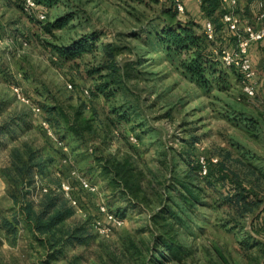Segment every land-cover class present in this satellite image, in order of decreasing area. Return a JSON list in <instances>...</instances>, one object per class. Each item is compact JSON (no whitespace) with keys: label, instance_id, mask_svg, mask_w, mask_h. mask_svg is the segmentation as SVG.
I'll return each mask as SVG.
<instances>
[{"label":"rangeland","instance_id":"rangeland-1","mask_svg":"<svg viewBox=\"0 0 264 264\" xmlns=\"http://www.w3.org/2000/svg\"><path fill=\"white\" fill-rule=\"evenodd\" d=\"M25 1L0 0V264H41L54 252L21 212L49 192L73 210L59 236L75 230L84 241L60 243L64 255L48 264H156L150 245L163 231L183 246L165 264H263L264 68L254 69V97L234 69L199 86L159 43L164 0H34L29 11ZM237 8L241 27H260ZM78 42L90 45L81 56L57 55ZM98 205L122 221L109 237L97 232Z\"/></svg>","mask_w":264,"mask_h":264},{"label":"trees","instance_id":"trees-1","mask_svg":"<svg viewBox=\"0 0 264 264\" xmlns=\"http://www.w3.org/2000/svg\"><path fill=\"white\" fill-rule=\"evenodd\" d=\"M37 1L40 3L49 2V0ZM126 1L136 3L147 2L152 4H159L160 0ZM164 1L168 2V8H166V10L161 11V14L164 17V27L162 31L159 32L157 35L161 47L169 58L179 57L182 59L179 63V69H181L182 73L186 74L192 80L196 81L199 86L208 85V80L206 77L208 74H216L220 76L223 71L220 70L222 66L210 51L211 43L207 41L203 32L204 25L202 26L192 18L185 19L183 21L179 20L177 18L178 12L176 10L173 0ZM192 1L195 2L194 0ZM222 5L224 6V4H222V0H202L201 3L198 4L204 15V24L206 21H210L216 30L217 39L226 41L227 37H230L226 33V29L221 22V15L227 12L226 10H224L225 8ZM235 13L238 15L237 12ZM68 22L69 18L59 19L53 24V26L55 28H62ZM83 47L89 48L90 45L78 42L74 44V49L72 50H55L60 58L70 61L78 56H81L83 52L86 51V49ZM251 47L249 49V56L251 53ZM100 91L102 90L100 89ZM252 123L253 122H251V124ZM199 157L200 156L196 154L195 166L200 172L202 168L199 162ZM210 166L211 167L209 169H213L215 167V164H211ZM211 172L212 171H207L208 176L211 174ZM112 180H114V176ZM124 184L125 189L129 190L131 194H133V196L135 197V193L138 191L139 188L134 185L130 188V184L128 183L127 177H124ZM236 199V202L240 205H243V208H249V204L246 202V196L239 194ZM21 212L23 214L24 221L29 224L33 232L36 233V235H39V237H45L43 241H45L46 247L50 248L49 250L54 251L53 253L47 255V262H45L46 260H44L41 264H48L50 263V259H58L60 256L62 257V255H64L66 248H63V246L62 248L54 249L56 248V246L61 244L63 245L65 243L69 245H74L72 244L74 243V241H77L79 243H82L84 241L81 234L77 235V232L75 230H73L72 233L68 235V238L62 240L61 236L65 234L62 233V231L60 230V225H62V223L65 222L66 219L73 215V210L67 205V201L63 198L61 194H54L53 192H49L48 194L44 195V198L40 201L38 210H35L33 208L31 202H26V204L22 206ZM158 216V212H153L150 219V221L155 224L153 225L155 227L158 224ZM94 217L103 220V218L98 214V212ZM59 234L61 236H59ZM150 246L151 249H155L156 254L160 257V260H157L155 262L156 264H165L178 257L181 254V250L183 247L181 246L179 241H177L167 231H163L162 234H159L157 237H153ZM65 257L61 259H64ZM262 263L264 264V258L262 260ZM69 264H74V262H70Z\"/></svg>","mask_w":264,"mask_h":264},{"label":"built area","instance_id":"built-area-1","mask_svg":"<svg viewBox=\"0 0 264 264\" xmlns=\"http://www.w3.org/2000/svg\"><path fill=\"white\" fill-rule=\"evenodd\" d=\"M200 4L202 0H194ZM178 15L185 14V7L183 0H173ZM223 4H229L231 6L236 5V0H222ZM35 7L34 0L25 1V11L32 10ZM231 8V7H230ZM260 12L255 17V22H259L260 27L253 29L250 26L241 27L240 17L229 10L221 15V22L226 29V33L234 42L233 47H226L217 39V33L210 21H206L203 26V32L207 41L211 43L210 51L214 57L218 60L223 68L236 70L242 78V86L244 93L249 97H254L257 88L256 73L252 66L249 56L250 47L262 41L264 39V4L259 3ZM131 141H136L131 138ZM216 160H213L215 162ZM199 162L202 168V173L206 174V160L204 157H199ZM80 186L82 189L93 192L94 188L84 180H80ZM61 191L64 197L71 202L74 206L77 201L74 197V187L68 183L61 184ZM98 214L103 218L97 224V232L103 237H109L112 231L119 227L122 221L116 217L111 211H109L104 205L97 206Z\"/></svg>","mask_w":264,"mask_h":264},{"label":"crops","instance_id":"crops-1","mask_svg":"<svg viewBox=\"0 0 264 264\" xmlns=\"http://www.w3.org/2000/svg\"><path fill=\"white\" fill-rule=\"evenodd\" d=\"M236 1H237V5L235 6H231L230 3L224 6L222 5L225 8L224 10L229 11L230 9L233 12L234 11L238 12L237 7H239V10L241 11H243V8H244L245 11H247V13H250L249 15L253 17L252 23L255 24L256 23L255 17L260 12L259 3L262 2L264 4V0H236ZM183 3L185 4L184 6L186 7V11H185L186 17L184 16L185 19L192 18L203 26L205 19H204L203 12L201 11L198 4L196 2H193L192 0H183ZM262 47H264V40L253 44L251 47V53H250V59H251L253 68L259 69L260 71L261 69L264 68V61L263 62L261 61L262 54H260L262 51L261 49ZM262 71L264 72V70ZM263 76H264V73H263Z\"/></svg>","mask_w":264,"mask_h":264}]
</instances>
